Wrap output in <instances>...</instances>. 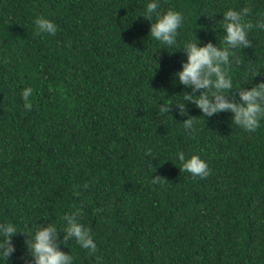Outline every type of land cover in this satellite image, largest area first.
Returning <instances> with one entry per match:
<instances>
[{
    "label": "trees",
    "instance_id": "trees-1",
    "mask_svg": "<svg viewBox=\"0 0 264 264\" xmlns=\"http://www.w3.org/2000/svg\"><path fill=\"white\" fill-rule=\"evenodd\" d=\"M0 264H264V0H0Z\"/></svg>",
    "mask_w": 264,
    "mask_h": 264
}]
</instances>
